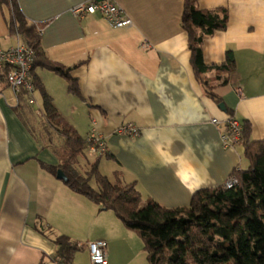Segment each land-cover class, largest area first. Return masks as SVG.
<instances>
[{"label":"crops","instance_id":"1","mask_svg":"<svg viewBox=\"0 0 264 264\" xmlns=\"http://www.w3.org/2000/svg\"><path fill=\"white\" fill-rule=\"evenodd\" d=\"M84 1L89 0L17 3L41 29L45 55L71 68L78 80L81 97L54 71L32 72L81 136L92 129L104 134L114 158L105 157L114 166L111 175L100 165L101 172L112 182H136L144 202L175 208L188 206L195 192L223 185L235 168L245 167L243 146L225 147L212 120L249 121L253 140H264V0L198 1L201 9L229 14L227 29L203 45L207 64H221L228 50L235 54L236 70L228 84L215 89L226 110L195 77L180 23L184 0H115L133 19L123 28L100 14L75 16L71 8ZM16 43L8 8L0 3V46ZM38 91L36 86V104ZM22 102L0 84V264H61L55 257L61 234L80 246L71 264H91L88 244L98 239L107 242V264H149L142 238L114 211L101 209L43 167L42 162L58 165L59 158L25 123ZM128 123L141 133L117 132Z\"/></svg>","mask_w":264,"mask_h":264},{"label":"trees","instance_id":"2","mask_svg":"<svg viewBox=\"0 0 264 264\" xmlns=\"http://www.w3.org/2000/svg\"><path fill=\"white\" fill-rule=\"evenodd\" d=\"M198 1L184 0L180 23L188 35L195 77L207 95L220 104L223 99L215 89L228 84L237 67L235 54L228 50L224 62L207 64L203 45L216 32L227 29L229 14L225 9H201ZM0 3L8 8L10 32L20 33L36 51L33 70L43 67L54 71L66 79L69 92L81 97L71 68L45 55L38 26L27 20L17 0H0ZM209 73L214 75L209 77ZM35 80L43 98L45 138L35 136L42 147H52L59 158L58 165L42 162L43 167L56 176L62 169L67 176L64 182L71 190L88 197L103 210L114 211L128 229L142 238L149 264H264V140H253L249 121L241 122L243 137L239 144L248 165L231 173L238 178V184L199 190L188 206L168 208L152 199L144 202L136 182L125 183L120 179L112 182L103 174L101 159L114 158L108 152L96 155L85 170L82 162L88 159L85 137L61 116L37 76ZM20 99L28 101L24 95ZM18 108L22 110V104ZM23 117L26 123L25 114ZM54 136L61 139L60 145L54 144ZM55 242L57 260L71 264L80 246L64 234L58 235Z\"/></svg>","mask_w":264,"mask_h":264},{"label":"built area","instance_id":"3","mask_svg":"<svg viewBox=\"0 0 264 264\" xmlns=\"http://www.w3.org/2000/svg\"><path fill=\"white\" fill-rule=\"evenodd\" d=\"M71 12L78 18L88 14H100L114 28L130 27L133 19L127 14L123 6L115 0H89L80 2L71 8ZM40 34H41V29ZM17 43L11 47L0 46V84L10 87L18 100L21 95L26 96L29 104H36V85L32 77L33 65L36 60L35 49L28 45L20 33L15 34ZM237 93L243 92L238 88ZM212 122L221 130V141L225 147H235L240 144L243 137L242 123L233 117L226 119L213 118ZM118 133L138 136L141 130L135 125L123 124L117 129ZM87 151L91 155H100L108 152L107 141L104 134L92 129L85 136ZM238 184V178L231 175L225 182L228 188ZM91 264H107V242L102 239L88 244Z\"/></svg>","mask_w":264,"mask_h":264},{"label":"rangeland","instance_id":"4","mask_svg":"<svg viewBox=\"0 0 264 264\" xmlns=\"http://www.w3.org/2000/svg\"><path fill=\"white\" fill-rule=\"evenodd\" d=\"M37 99H38V103L37 104H33V105H30L31 108H33V110H36V111H31V109H29L27 107V103L25 101H23L21 104L23 106V109L22 111L25 113V118L27 119V121H29L30 125L34 128V132L36 135L40 136L39 138L43 139L45 138V129H44V116H43V113H42V96H41V93L38 91L37 94ZM39 110V111H37ZM54 144L56 145H60L61 144V139H59L58 137L54 136ZM51 150L53 149L52 147H49ZM52 152H54L52 150ZM55 153V152H54ZM93 157L95 158V155H91L89 152H87V160L84 161L83 160V166H84V169H88V163H91L92 161L90 160V157ZM100 165H101V170H103V172H105L107 175H111L110 174V169L111 167H113V162L112 161H109L106 157H103L102 158V161L100 162ZM244 165H248L246 161H244ZM245 166V167H246ZM93 184L95 185V182H93Z\"/></svg>","mask_w":264,"mask_h":264},{"label":"water","instance_id":"5","mask_svg":"<svg viewBox=\"0 0 264 264\" xmlns=\"http://www.w3.org/2000/svg\"><path fill=\"white\" fill-rule=\"evenodd\" d=\"M220 107L223 109V110H226V107H225V104L224 103H221L220 104ZM57 178L60 179V180H63V181H66L67 180V176L66 174L63 172L62 169H59L58 172H57Z\"/></svg>","mask_w":264,"mask_h":264}]
</instances>
